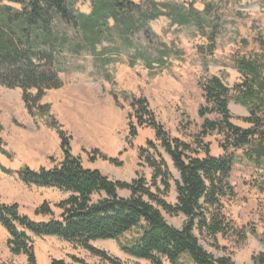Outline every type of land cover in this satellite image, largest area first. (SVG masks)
Listing matches in <instances>:
<instances>
[{"label": "rangeland", "instance_id": "rangeland-1", "mask_svg": "<svg viewBox=\"0 0 264 264\" xmlns=\"http://www.w3.org/2000/svg\"><path fill=\"white\" fill-rule=\"evenodd\" d=\"M0 1L2 5L20 9L8 0ZM110 1L76 0L75 13L89 16L94 7ZM147 1L130 0L144 10ZM154 1L187 10L193 6L200 12L207 32L209 22L218 24L215 51L210 52L208 40L194 25L168 17L150 21L146 26L137 23L127 35L122 32L126 29L125 19L117 24L111 16L87 29L81 24L78 28L60 25L54 33L64 41L56 55L63 86L48 91L42 104L50 107V114L71 137L72 153L86 169L99 170L112 181L130 183L142 177L152 186L155 173L149 160L155 161L162 164L169 184L166 191L161 182L163 177L159 179L158 186L165 191L161 195L167 203L176 205L180 173L152 129L139 127L137 137L131 136L134 124L131 101L147 100L169 135L190 144L199 157L206 156L204 147H209L214 157L223 156L222 135L212 133L202 137L204 121L217 119L214 114L204 118L199 114L207 106L202 83L218 77L233 89L242 82L234 59L264 55V0ZM206 6L213 7L211 17L204 15ZM145 27L150 31L149 39ZM229 110L234 125L243 129L250 126L245 122L248 112L233 99ZM37 122L36 126L26 109L21 89L0 88V204H18L22 215L35 222H49L60 219L62 210L57 205L69 194L27 185L17 175L25 166L53 169L64 159L57 132L48 128L44 120ZM249 150L230 151L236 160L219 206L227 233L208 239L196 233L206 251L215 258L229 256L234 264H254L253 258L264 251V158L259 163L248 159ZM101 156L116 159L120 165ZM93 157L98 159L92 161ZM119 195L129 197L130 192L121 190ZM93 199L97 201L100 196ZM44 203L50 205L53 215L36 214ZM163 215L177 229L185 221L181 214L163 212ZM31 237L37 264H51L53 260L107 264L86 249L57 237ZM131 237L129 233L120 242ZM9 238L0 224V264H28L26 256L10 252ZM92 245L123 264H152L124 254L117 241H98ZM73 258L84 263H76ZM162 264L171 263L163 258ZM181 264L191 263L183 257Z\"/></svg>", "mask_w": 264, "mask_h": 264}, {"label": "trees", "instance_id": "trees-1", "mask_svg": "<svg viewBox=\"0 0 264 264\" xmlns=\"http://www.w3.org/2000/svg\"><path fill=\"white\" fill-rule=\"evenodd\" d=\"M20 9L2 5L0 1V88L21 89L28 113L38 125L45 121L61 140L64 154L62 163L53 169L17 171L20 180L31 186L55 188L69 194L57 207L62 210L60 219L35 222L20 213L18 204H0V224L8 232V247L15 256L24 255L28 264H37L31 235L57 237L80 246L107 264H123L92 244L98 241H117L121 251L135 259L152 264H162L166 258L171 264H181L186 257L191 264H234L229 256L215 258L204 249L196 233L202 238H215L227 233L225 217L219 211L220 197L228 189V178L235 165L236 156L231 150L250 149L248 159L259 163L264 158V55L235 58V69L242 82L233 89L225 86L218 77L202 83L207 103L199 112L217 116L206 119L202 137L218 133L224 137V155L214 157L209 147H204L205 157L177 138H172L157 121L147 100L133 99L131 136L137 137L139 127L155 132L160 147L168 154L180 173L177 183V203L170 205L162 197L158 181L161 177L165 190L169 189L166 171L162 164L149 160L154 171L152 186L142 177L132 182L112 181L99 170L86 169L81 159L72 153L71 137L50 114V107L42 104L48 91L60 89L63 82L59 75L56 55L64 41L54 33L60 25L84 29L100 19L113 17L117 24L125 19L128 30L137 23L144 26L160 17H168L181 24L194 25L208 40L209 50L216 49L219 25L209 22L205 30L200 12L192 6L189 10L170 3L146 2L147 9L130 0H111L94 7L89 16L75 13L76 0H8ZM213 7L206 6L204 15L211 17ZM81 24V25H80ZM149 39L150 31L145 27ZM233 93V94H232ZM232 95V96H231ZM231 99L248 112L243 129L232 123L229 110ZM149 145L155 147L152 143ZM202 145V144H200ZM4 155H7L3 152ZM103 160L120 165L118 160L101 156ZM96 161L98 158H91ZM164 165V164H163ZM12 174V171H6ZM155 189V191L153 190ZM130 192L121 197L119 191ZM100 196L95 201L94 196ZM163 212L181 214L185 221L180 229L171 226ZM37 215H53L48 203L36 210ZM132 237L121 243L127 234ZM264 244V239H262ZM76 263H84L73 258ZM254 264H264V251L253 258ZM51 264H68L53 260Z\"/></svg>", "mask_w": 264, "mask_h": 264}, {"label": "crops", "instance_id": "crops-1", "mask_svg": "<svg viewBox=\"0 0 264 264\" xmlns=\"http://www.w3.org/2000/svg\"><path fill=\"white\" fill-rule=\"evenodd\" d=\"M236 71H237V70H236ZM237 72H238V71H237ZM238 73H239V72H238ZM239 75H240V74H239ZM240 77H241V79H242V76H241V75H240ZM245 110H246V109H245ZM249 127H250V126H249ZM249 127H248V128H249Z\"/></svg>", "mask_w": 264, "mask_h": 264}]
</instances>
